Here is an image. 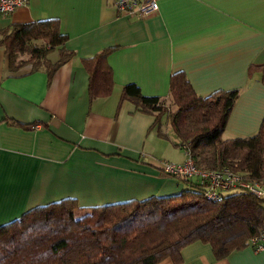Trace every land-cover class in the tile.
<instances>
[{"label": "crops", "instance_id": "0c3cea01", "mask_svg": "<svg viewBox=\"0 0 264 264\" xmlns=\"http://www.w3.org/2000/svg\"><path fill=\"white\" fill-rule=\"evenodd\" d=\"M155 1L157 12L149 16L118 11L114 0H27L0 15V28L57 18L66 48L75 52L48 76L31 64L10 70L0 46V225L68 198L79 216L187 188L161 168L163 161L185 159L167 117L155 123L156 112L122 99L127 83L166 100L175 72L201 97L238 89L222 137L257 132L264 82L261 71L250 76L249 69L264 65V0ZM105 48H115L107 58L113 90L89 100L81 60ZM180 256L179 263L166 258L157 264H264V249L254 251L247 241L221 258L196 241Z\"/></svg>", "mask_w": 264, "mask_h": 264}, {"label": "trees", "instance_id": "16d2710c", "mask_svg": "<svg viewBox=\"0 0 264 264\" xmlns=\"http://www.w3.org/2000/svg\"><path fill=\"white\" fill-rule=\"evenodd\" d=\"M66 40L57 18L0 28V46L13 71L31 64L50 76L75 53L66 48ZM114 49L81 60L88 74L89 100L113 90L107 58ZM51 53L57 55L55 61ZM257 70L264 82V65L251 66L249 75ZM238 94V89H219L198 96L184 74L175 72L167 100L142 95L134 83L123 86L121 97L130 98L144 112H156L155 123L165 115L177 136L175 145L187 143L197 167H228L264 190V116L255 134L222 137ZM176 177L187 186L179 194L92 207L79 216L78 205L69 198L31 208L0 225V264H157L166 258L179 263L182 248L196 241L210 245L221 258L264 229V199L231 188L236 191L209 200L204 184Z\"/></svg>", "mask_w": 264, "mask_h": 264}, {"label": "built area", "instance_id": "2783aa9c", "mask_svg": "<svg viewBox=\"0 0 264 264\" xmlns=\"http://www.w3.org/2000/svg\"><path fill=\"white\" fill-rule=\"evenodd\" d=\"M26 3L27 0H0V15L7 14ZM114 6L118 11L126 13L135 11L141 16H149L157 12L155 0H114ZM181 149L185 154V159L182 162L163 161L161 168L168 175L189 178L204 184L206 199L216 200L221 197L224 191L231 188H243L258 198L264 196V190L257 181L245 180L239 173L228 167L214 170L199 168L193 162L188 144L183 143ZM247 242L253 247L254 251L263 250L264 229L249 237Z\"/></svg>", "mask_w": 264, "mask_h": 264}, {"label": "rangeland", "instance_id": "374dc122", "mask_svg": "<svg viewBox=\"0 0 264 264\" xmlns=\"http://www.w3.org/2000/svg\"><path fill=\"white\" fill-rule=\"evenodd\" d=\"M236 191V189H231L230 191H228L226 194H232ZM79 212L76 211V215L78 216Z\"/></svg>", "mask_w": 264, "mask_h": 264}]
</instances>
